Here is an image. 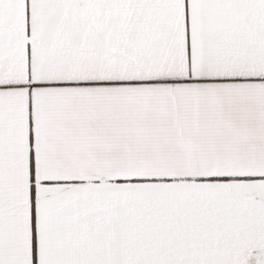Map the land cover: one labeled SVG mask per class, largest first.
Instances as JSON below:
<instances>
[{"label":"snow or ice","instance_id":"snow-or-ice-1","mask_svg":"<svg viewBox=\"0 0 264 264\" xmlns=\"http://www.w3.org/2000/svg\"><path fill=\"white\" fill-rule=\"evenodd\" d=\"M0 264H264V0H0Z\"/></svg>","mask_w":264,"mask_h":264}]
</instances>
